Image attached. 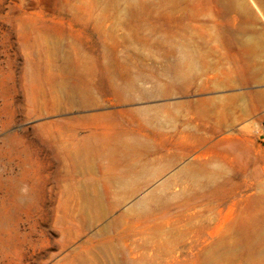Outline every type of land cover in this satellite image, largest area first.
<instances>
[{
    "label": "rangeland",
    "instance_id": "rangeland-1",
    "mask_svg": "<svg viewBox=\"0 0 264 264\" xmlns=\"http://www.w3.org/2000/svg\"><path fill=\"white\" fill-rule=\"evenodd\" d=\"M263 11L0 0V264H264Z\"/></svg>",
    "mask_w": 264,
    "mask_h": 264
},
{
    "label": "bare ground",
    "instance_id": "bare-ground-1",
    "mask_svg": "<svg viewBox=\"0 0 264 264\" xmlns=\"http://www.w3.org/2000/svg\"><path fill=\"white\" fill-rule=\"evenodd\" d=\"M253 14H250L249 17H251V15L253 17ZM243 16V20H239L240 24L238 27L235 26L237 28H232L228 32L224 28H221L222 31L219 32L218 40L221 42L222 39H227L235 54L243 56L245 64L242 73L247 77H245V79L247 81L251 80L253 82L261 83L264 81V25L256 21L254 23L250 22L252 20L247 21L248 18H245V14H243ZM252 55L254 57L256 55L255 59L251 57ZM256 96L259 98L261 105H263L264 88L263 90H256Z\"/></svg>",
    "mask_w": 264,
    "mask_h": 264
}]
</instances>
